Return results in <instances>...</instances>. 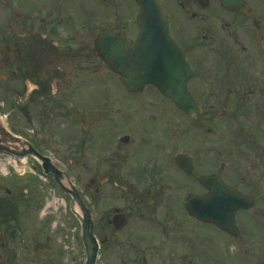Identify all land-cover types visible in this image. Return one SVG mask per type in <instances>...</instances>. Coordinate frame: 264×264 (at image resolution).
<instances>
[{
  "label": "flooded vegetation",
  "instance_id": "flooded-vegetation-1",
  "mask_svg": "<svg viewBox=\"0 0 264 264\" xmlns=\"http://www.w3.org/2000/svg\"><path fill=\"white\" fill-rule=\"evenodd\" d=\"M17 1L0 9L2 123L86 199L130 204H85L96 248L70 194L47 179L42 198L37 164L0 177V264H86L94 249V264H264V0H157L192 71L195 120L154 86L127 92L95 47L108 31L137 37L136 0L110 14L108 0ZM90 114L100 120L75 119ZM204 177L244 204L201 202L190 216Z\"/></svg>",
  "mask_w": 264,
  "mask_h": 264
},
{
  "label": "water",
  "instance_id": "water-1",
  "mask_svg": "<svg viewBox=\"0 0 264 264\" xmlns=\"http://www.w3.org/2000/svg\"><path fill=\"white\" fill-rule=\"evenodd\" d=\"M137 3L140 8L139 36L135 42H132L119 35L106 33L104 35L106 36L104 40L107 41L106 65L120 77L126 90L134 92L145 85L152 84L189 117L195 118L197 106L184 91L189 79L188 69L183 61V54L169 36L159 5L155 0H137ZM95 117L96 115L93 114L81 116L79 119L81 121L99 119ZM0 153H7L17 158L27 155L35 157L42 162L44 173L64 188L63 184H66V181L63 175L58 174L50 161L42 158L31 145L11 135L3 127H0ZM69 192L72 196L71 204L76 208L75 213L81 223L82 238L84 239L87 235L92 236V223L88 211L84 208L78 194L72 190ZM233 193L230 187L220 181L219 187L214 190L209 188V194L203 199L206 202L214 200L216 204H234L232 201L240 204V195ZM201 200V197L195 195H189L186 199L185 204L191 216L197 217L196 204H201ZM94 258L95 255L91 257V262Z\"/></svg>",
  "mask_w": 264,
  "mask_h": 264
},
{
  "label": "rangeland",
  "instance_id": "rangeland-1",
  "mask_svg": "<svg viewBox=\"0 0 264 264\" xmlns=\"http://www.w3.org/2000/svg\"><path fill=\"white\" fill-rule=\"evenodd\" d=\"M4 1H6V0H0V9L5 7ZM8 1H10L12 8H14V9H21L22 8L21 2H19L17 0H16V2H15V0H8ZM28 1L31 2L33 0H28ZM1 2H3V3H1ZM122 7L130 8V9L134 8V6L132 4V0H108V13L109 14L113 13L115 9L116 10L122 9ZM111 84L113 87L116 86V84H114V81H112V80H111ZM2 120H4V116H2ZM4 158L5 157L0 156V177L1 178H5L6 175L4 174V170L6 168H7L8 174L13 176L12 171L9 169L10 167H7V165H6L7 161H5ZM224 162H227V161H224ZM27 163H28V166L30 168H33L34 165H36V161L33 159H28ZM221 163H223L222 160H221ZM4 166H6V167H4ZM28 166H27V169L25 171L26 173L29 171ZM16 171L19 174H21L23 172L22 170L19 171L18 169ZM80 178L83 179V185L87 183L88 177H83V178L80 177ZM35 182H38L39 191L41 192L42 198H44L45 195H44V193H42V191L47 190V188L50 187L51 185L49 186L48 182H44V181L42 182L40 179L35 181ZM108 189L111 190V187H108ZM184 197H185V194H183V193L171 192V193H168L166 195V201H169V202L171 201V203H173V202H176L177 200H182ZM163 202H165L164 199L162 201H160L159 204H163ZM86 204H130V203L127 199L123 200V202H121L120 198L118 201L117 197H111L108 195L107 198L101 196V199L94 200L93 202L88 200V202L86 201Z\"/></svg>",
  "mask_w": 264,
  "mask_h": 264
}]
</instances>
